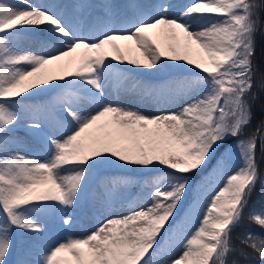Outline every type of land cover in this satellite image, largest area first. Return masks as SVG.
I'll return each instance as SVG.
<instances>
[{
	"label": "snow or ice",
	"instance_id": "1",
	"mask_svg": "<svg viewBox=\"0 0 264 264\" xmlns=\"http://www.w3.org/2000/svg\"><path fill=\"white\" fill-rule=\"evenodd\" d=\"M262 10L264 0H0V264H264L252 228L264 232V116L247 132L258 74L264 92ZM129 81L156 114L119 99ZM22 126L48 155L26 151ZM233 149L242 163L230 167ZM117 168L150 174L143 201L102 200L86 234L47 239L42 217L81 205L95 178L106 191L132 182L104 175ZM162 238L178 255L164 258Z\"/></svg>",
	"mask_w": 264,
	"mask_h": 264
},
{
	"label": "bare ground",
	"instance_id": "2",
	"mask_svg": "<svg viewBox=\"0 0 264 264\" xmlns=\"http://www.w3.org/2000/svg\"><path fill=\"white\" fill-rule=\"evenodd\" d=\"M95 2H98L99 0H91V2L94 3ZM181 1V0H180ZM178 1L176 4L178 5H183L184 3H187L188 0L186 1H182L180 2ZM37 2H48V0H37ZM113 2L116 3V0H113ZM150 2H153V3H165L167 2V0H150ZM171 3V2H169ZM150 31V34L152 35H156L157 34V30H149ZM159 37H157V39L162 43V44H166L168 41H165L163 39V37L161 35H158ZM118 43H121V44H124L126 42H123V41H118ZM127 43H131V42H127ZM32 46H29L31 45ZM22 47H25V48H36L37 45L35 42H32V41H28V42H25ZM128 55L132 58H140V59H143L141 53L139 52V50H136L135 49V46L133 45V50L131 52H128ZM42 72H45V73H49L52 71V68L51 66H45L44 69L41 70ZM57 75L59 73H56ZM170 77H168L167 75H164V76H161V77H158V78H154V77H151V76H146V75H142V74H138V79H141V80H144V81H147V82H150V83H160L162 82L163 80H166V79H169ZM125 88L129 89V91L127 92H122L120 93V96H119V99L121 101H124V102H128V106L129 107H135V108H138L139 110L141 111H144L145 114H149V115H152V114H156V103L151 101V100H148V99H142L140 95H138L135 91H132V82L129 81L125 86ZM51 95L52 94H46V95H42L40 97H35L33 98L31 101H29V103H38V102H45L47 100H49L51 98ZM110 95L115 98L116 97V93L115 92H112V90L110 89ZM38 99V100H35V99ZM46 99V100H45ZM40 100V101H39ZM158 110V109H157ZM104 119H107V118H104ZM27 123V121H22V124H25ZM18 136H24V137H27L28 140H34L36 142V144L38 145L37 149H35L32 154H35L37 156H39L40 158H44L45 157V154H47V147L44 143V141L39 138V137H36V136H33L29 133V131L25 128V127H20L18 130H17V133H16ZM127 174V173H125ZM123 174V170H119V169H112L110 170L109 172L105 173L104 175H107V176H115V177H121V176H124V177H131V176H128V175H125ZM132 178V177H131ZM133 180V178H132ZM98 182V184L96 183ZM147 184V185H146ZM132 186L130 184H117L115 187H113L111 184L108 185V189L107 191L105 190V188L102 186L101 184V178L100 177H97L93 180L89 190H88V194L87 196L85 197L84 199V202L75 207V208H67V209H64L63 211H57V210H53L50 214H48V216H52L53 215V212L55 211V215H62V216H72L73 219H74V223L73 224H76L77 222H81L83 219V223L79 224L78 225H75L76 226V229H78L80 232V228L81 229H87L89 225H93L97 222V216H96V208L99 206L100 202L103 200V198H105V195H108L109 193L111 194H115L117 195V199H118V206L123 202L121 200V195L122 193L124 192L123 190H125V186ZM96 186V188H95ZM98 186H100L98 188ZM149 184L145 182V185L144 187L142 188H149ZM95 188V189H94ZM145 191H148V189H146ZM147 192H144L145 194H147ZM144 194V195H145ZM95 205V206H93ZM73 210H78V213H82L81 214V217L77 216V215H74L73 214ZM89 214H92V215H89ZM79 217V219H78ZM42 222L45 223V218L42 217ZM77 230V235L78 234H81L79 231ZM186 231L188 232V229H186ZM86 234V233H85ZM62 236H60L59 234L55 237H50L47 235V239H51V240H54L56 238H60ZM22 240V238H20ZM174 243V242H173Z\"/></svg>",
	"mask_w": 264,
	"mask_h": 264
},
{
	"label": "rangeland",
	"instance_id": "3",
	"mask_svg": "<svg viewBox=\"0 0 264 264\" xmlns=\"http://www.w3.org/2000/svg\"><path fill=\"white\" fill-rule=\"evenodd\" d=\"M178 1L180 0H167V2H171V3H177ZM182 1H186V0H181L180 2ZM99 2V1H98ZM98 2H95L94 3H98ZM129 2H132V0H116V3L118 4H125V3H129ZM197 2H206V0H197ZM159 34L157 33L156 35H154L155 38L159 37L158 36ZM29 46H32L29 45ZM142 75H146L148 76L147 74L145 73H140ZM35 100H38L37 98ZM46 100V99H45ZM40 101V100H39ZM43 101H41L40 103H42ZM157 109L160 108L161 106L159 105H156ZM156 109V111H157ZM157 113V112H156ZM252 121H253V118H252ZM253 122H251L250 126L248 127L247 129V132L248 133H252L254 132V125L252 124ZM21 137L28 145V149H26V151L32 155V152L37 149L38 145L36 144V142L34 140H28L27 137H24V136H19ZM234 141H229V143H233ZM258 142H259V137H258ZM233 153H234V159L230 162V167L231 166H235V165H239L242 163V161L239 159V152L237 149H233ZM48 155V152L47 154H45V156ZM259 155V154H258ZM261 167H264V158H262V162H261ZM118 169V168H117ZM119 170H123V174L125 175H128V176H131L133 178L132 182L129 183L130 185L132 186H125V190H123L124 192L122 193L121 195V200L122 201H125V200H131V199H136L138 201H143L144 197H146L148 195V192L145 191L146 189H148L149 193L150 191L152 190L151 188V185L149 186V188H142L144 187L145 185V182L146 181H149L150 180V174L148 173H145V172H142V171H139V170H133V169H119ZM199 173H197V175L194 177V179H199ZM98 184V182H96ZM217 183L218 181L215 179V178H212L210 179L209 181V184H208V191L209 192H212L216 189V186H217ZM219 183H222V182H219ZM147 185V184H146ZM100 186H98L99 188ZM96 188V186H95ZM94 188V189H95ZM259 191V189L257 190ZM144 192H147V194H145ZM145 194V195H144ZM191 197V193L189 192V198ZM256 199V195L254 194L253 195V200ZM103 201H109L111 202L112 204L118 206V199H117V195L116 193L115 194H108V195H105V198H103ZM206 204V202H205ZM95 206V205H93ZM73 214L74 215H77L79 217H81V214L82 213H78V210H73ZM89 215H92V214H89ZM78 217V219H79ZM45 218V225L47 226V229H48V232H47V235L50 236V237H55L57 236L58 234L62 237H67V236H73V237H76V236H81L83 234H85V230L86 229H81V232L76 229V226L75 225H78L83 223V220L81 222H77L76 224H71V225H65L63 223V219L65 218V216H62V215H55V211L53 212V215L52 216H44ZM82 218V217H81ZM245 223H248V220H247V215L245 217ZM252 228H253V231L256 233V234H264V232H262V230L255 226V225H252ZM77 230L81 233V234H78L77 235ZM191 231V228H188V232ZM32 234H28V233H25V234H21L20 238H22V240L24 239H27L29 236H31ZM161 243L164 245L165 247V254H164V258L166 259L167 256L169 254H172V253H175L178 255L179 253V248L173 243V241L169 240V241H165L163 238L161 239ZM249 252H251V249H248ZM63 255V254H62ZM243 259V258H241Z\"/></svg>",
	"mask_w": 264,
	"mask_h": 264
},
{
	"label": "trees",
	"instance_id": "4",
	"mask_svg": "<svg viewBox=\"0 0 264 264\" xmlns=\"http://www.w3.org/2000/svg\"><path fill=\"white\" fill-rule=\"evenodd\" d=\"M262 16V20H264V10H262L261 13ZM262 31H264V28H262ZM259 35V33H258ZM257 64H259V60L257 61ZM257 87H255L253 89V92L257 93L258 95V99L252 103V113H253V125H254V130L256 129V127L258 126V123L260 121V119L262 118V116H264V111H262L261 109V105L264 104V92H261L258 84H259V74L257 75Z\"/></svg>",
	"mask_w": 264,
	"mask_h": 264
}]
</instances>
